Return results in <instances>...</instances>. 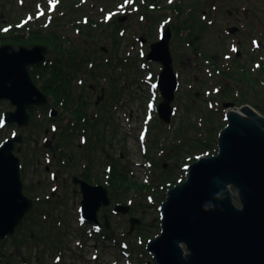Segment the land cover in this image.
<instances>
[{
	"label": "rangeland",
	"instance_id": "1",
	"mask_svg": "<svg viewBox=\"0 0 264 264\" xmlns=\"http://www.w3.org/2000/svg\"><path fill=\"white\" fill-rule=\"evenodd\" d=\"M179 2L0 0V46L12 38L46 47L49 60L61 56L65 97L82 92L90 106L76 119L48 96L18 128L3 121L14 106L0 101V145L23 136L14 151L24 193L35 200L31 217L0 244L1 264H155L146 245L161 234L167 190L185 181L188 165L217 152L223 104H250L264 114V0H186L181 16L172 8ZM167 28L179 82L169 124L159 118L163 99L155 87L164 67L145 57ZM16 30L23 35L12 36ZM55 35L71 55L53 47ZM78 120L83 125L74 126ZM84 170L112 196L97 212L108 232L82 219L73 177ZM116 204L129 213L114 214ZM131 218L140 220L134 230Z\"/></svg>",
	"mask_w": 264,
	"mask_h": 264
},
{
	"label": "water",
	"instance_id": "2",
	"mask_svg": "<svg viewBox=\"0 0 264 264\" xmlns=\"http://www.w3.org/2000/svg\"><path fill=\"white\" fill-rule=\"evenodd\" d=\"M233 31V30H231ZM171 31L151 45L147 60L162 63L160 119L169 124L179 82L170 50ZM46 61V47H0V101L14 111L4 121L28 126L29 107L45 106L47 96L35 84L30 67ZM226 125L216 154L201 156L187 167V179L167 191L161 206V234L147 250L156 264H264V114L250 104L226 102ZM15 136L0 146V243L16 233L34 202L24 193L21 158ZM83 195L82 214L97 223V212L111 201L107 188L76 181ZM127 213L130 207L117 206ZM140 223L131 219V230Z\"/></svg>",
	"mask_w": 264,
	"mask_h": 264
},
{
	"label": "trees",
	"instance_id": "3",
	"mask_svg": "<svg viewBox=\"0 0 264 264\" xmlns=\"http://www.w3.org/2000/svg\"><path fill=\"white\" fill-rule=\"evenodd\" d=\"M185 3H186V0H180V2L178 4L173 5L172 8L179 13L178 15L181 16L185 13V8H187ZM151 5H153L155 7L154 4H151ZM191 20L193 21V17H191L187 21H191ZM24 29H25V27L22 30H24ZM16 31H18L19 33L14 34L12 36L23 35L19 30H16ZM32 31H33L32 35H39V33L35 32L34 30H32ZM56 36L57 35H55L53 37L50 36V40L56 42V45H54L53 47L58 48L60 50L63 49L59 52V54L62 53V51H63L64 54L67 53L68 55H71V53H72L71 51L65 52L67 50H64V49H66L65 46L63 47L65 41L62 38L58 39ZM34 39L35 38L32 37L30 39V41H32ZM50 40L47 39V41H50ZM6 42L11 43L14 46L19 45V41L12 39V38L7 40ZM20 46H22V45H19V47ZM49 48H51V47H49ZM59 58H61V56H59V57L57 56L54 59H50V60L47 59L43 63L32 66L30 68L32 78L35 81V83L37 84V86L41 89V91L47 97L48 96L50 97L52 95L57 97L56 103L58 106H60V109H63L66 112L75 114L76 119H81L82 117H84L86 114L89 113L88 111H89L90 106H89V104H83V100L85 99V96L83 95L82 92H80L78 98L73 97V93L75 92L74 89H73L74 90L73 93H71L70 95L65 97L64 91H66L68 89V85L65 83V77H64L65 67H64L63 63L59 62ZM262 112L264 113V111H262ZM89 119H90V116L87 115V120H89ZM96 121L98 123H100L99 119L96 120V116H95L94 122H96ZM80 122L83 125V121L78 120L74 124V126L77 125V127H78V123L80 124ZM85 126L90 128L91 122L87 121V124ZM97 135L99 137V135H101V132H99ZM166 182H167V180L164 181V183H166ZM30 215L27 216V218H26L27 220L31 217ZM0 255H1V253H0ZM9 262L10 261L6 262V264ZM0 264H1V262H0Z\"/></svg>",
	"mask_w": 264,
	"mask_h": 264
},
{
	"label": "flooded vegetation",
	"instance_id": "4",
	"mask_svg": "<svg viewBox=\"0 0 264 264\" xmlns=\"http://www.w3.org/2000/svg\"><path fill=\"white\" fill-rule=\"evenodd\" d=\"M175 2V1H174ZM2 45H11V43H2L1 44V46ZM14 47V46H13ZM29 110H33V108L32 107H29L28 108V114H29ZM52 113H53V111H52ZM30 115V114H29ZM31 117V116H30ZM31 121H32V119H31ZM31 123V122H30ZM89 176H91L90 175V173L88 172V171H86V170H84V171H82V173H81V177H73V179L74 180H76V181H79V180H83V181H85V182H87V183H89L90 184V177ZM75 183V182H74ZM97 184H99V185H101L102 186V184L101 183H97ZM78 187H80V185L79 184H76ZM92 185V184H91ZM95 186H97V185H95ZM81 188V187H80ZM108 194H109V192H108ZM109 198H110V201H111V203H112V201H113V199H112V196H109ZM33 201H34V204H35V200L33 199ZM111 203H110V205H111ZM109 205V206H110ZM117 205V204H116ZM117 206H120V205H117ZM107 207V206H106ZM127 207V206H126ZM113 213L114 214H118L119 213V211H117V212H115V210H113ZM129 212H127V213H124V214H128ZM131 219H133V218H131ZM131 219H130V221H131ZM99 222V221H98ZM99 224V226L102 228V230L103 231H109V229H110V225H109V223H108V221L105 223V225L103 224H101V222H99L98 223ZM105 228V229H104Z\"/></svg>",
	"mask_w": 264,
	"mask_h": 264
}]
</instances>
